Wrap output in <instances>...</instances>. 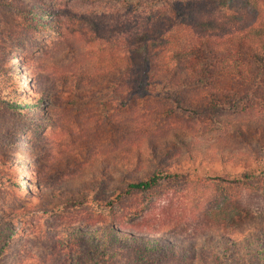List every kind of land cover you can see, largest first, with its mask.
<instances>
[{
	"label": "rangeland",
	"instance_id": "rangeland-1",
	"mask_svg": "<svg viewBox=\"0 0 264 264\" xmlns=\"http://www.w3.org/2000/svg\"><path fill=\"white\" fill-rule=\"evenodd\" d=\"M154 1L0 0V264H264V113L213 123L135 88ZM189 1L183 26L264 19V3Z\"/></svg>",
	"mask_w": 264,
	"mask_h": 264
},
{
	"label": "trees",
	"instance_id": "trees-1",
	"mask_svg": "<svg viewBox=\"0 0 264 264\" xmlns=\"http://www.w3.org/2000/svg\"><path fill=\"white\" fill-rule=\"evenodd\" d=\"M215 1L228 8L237 5V1L253 5L264 3V0ZM154 2L157 30L151 36L141 35L137 41V46L143 50L142 55H145L140 67L148 69H145L143 77L135 80V88L171 100L173 110L185 116L204 117L213 123L219 122L225 113L242 116L253 109L264 113V19L260 18L257 24H251L239 35H222L211 30L210 23L193 20L186 23L187 26L179 23L182 17L189 16V0ZM157 57H162L163 61L156 63L154 59ZM126 64L130 70V61ZM152 65L160 66L161 75H151L149 67ZM154 77L157 78L155 81L152 80ZM126 82H123L124 86H127ZM203 91L209 93L207 98L201 96ZM13 106L20 108L18 103ZM179 135L175 132L174 138L184 144ZM255 173L257 170L247 169L242 177L223 182L234 186L247 184L257 178ZM261 175H264V170ZM165 178L168 177L164 176V171L157 170L146 179L129 184L126 193L154 190ZM136 230L141 234L148 232L139 227ZM227 232H238V229L233 224H226L217 234L223 237ZM104 241L105 245L110 244ZM160 241L153 240L152 243L159 246Z\"/></svg>",
	"mask_w": 264,
	"mask_h": 264
}]
</instances>
